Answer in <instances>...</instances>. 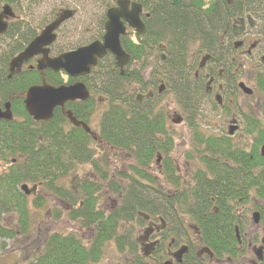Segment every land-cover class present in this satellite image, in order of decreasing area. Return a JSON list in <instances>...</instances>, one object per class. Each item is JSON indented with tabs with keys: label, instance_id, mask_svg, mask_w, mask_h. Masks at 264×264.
I'll return each instance as SVG.
<instances>
[{
	"label": "trees",
	"instance_id": "obj_1",
	"mask_svg": "<svg viewBox=\"0 0 264 264\" xmlns=\"http://www.w3.org/2000/svg\"><path fill=\"white\" fill-rule=\"evenodd\" d=\"M101 1L104 2V28L106 12L112 7L111 2L117 0ZM132 1L141 3L150 17L145 19L147 30L139 38V45L122 38L124 49L141 64V69L151 50L164 52L168 76L175 87L174 92L181 98L197 95L190 81V54L195 45L198 44L200 49L196 53L206 50L214 56L221 48V36L234 15L242 13L246 6H264V0H235L234 9L228 0H182L179 5H174V0ZM19 2L0 0V7L2 4L15 7ZM18 24L19 28H10L5 37L18 38V41L7 44L5 52L0 54V107L11 101L15 114L12 122L0 121V168H5L0 175V214L15 213L21 224V236H31L28 198L20 191V186L42 185L68 205V219L95 233L90 245L76 234L52 235L47 239L43 255L31 264H99L111 241H115L120 253L128 248L130 255L137 256V241L126 228L136 220L138 227L144 226L145 216L170 224L189 217L215 260L220 264L239 261L243 252L235 227L245 225L239 210L255 199L264 204V159L259 148H252L251 160L243 148L235 146L226 136H196V146L189 160L200 168L190 176V188L179 193L183 187L182 179L167 157L161 178L149 172L154 155L160 152L168 156L174 145L161 115L154 112V106L138 103L126 88L135 80L143 83L142 70L139 68L138 74L130 72L121 77L110 68L107 74L106 70H99L90 80L92 86H99L100 91L109 96L110 101L98 134L104 143L136 162L129 168L112 167L111 174V165L105 156L104 163L100 164L86 133L78 129L68 132V121L60 109L47 123L35 122L25 111L21 96L31 86L40 84L41 77L38 72L29 71L7 80L8 66L42 29L29 28L22 21ZM107 63V60L103 62V69ZM46 79L53 86L64 83L60 75L50 72ZM67 109L82 119L84 111L89 115L95 107L90 101L82 106L69 103ZM86 166L95 171L91 176H97L98 180L73 176V183H69L73 188L60 185L62 179L75 175L79 167ZM102 183L107 184V189L119 198L120 203L108 214L99 208L98 194L102 193H99ZM170 190H175V196L168 194ZM256 209L264 228V208L257 205ZM58 215L62 217V212L58 211ZM0 237L15 238V235L0 225ZM258 242L256 237L254 243ZM259 264H264V257Z\"/></svg>",
	"mask_w": 264,
	"mask_h": 264
},
{
	"label": "flooded vegetation",
	"instance_id": "obj_2",
	"mask_svg": "<svg viewBox=\"0 0 264 264\" xmlns=\"http://www.w3.org/2000/svg\"><path fill=\"white\" fill-rule=\"evenodd\" d=\"M130 1L132 3H138L142 5L139 2H134L132 0ZM175 1L176 0H174V2ZM234 1L235 0H228L230 4H233V9L235 8ZM179 4L174 3V5H179ZM116 5L117 3H115V6ZM115 6H112L111 8ZM261 9L262 11L259 12V10ZM107 12L105 15L106 20L104 23L103 31L99 33L97 37L94 36L90 41L80 44L75 48L64 50L63 52L59 51V49L58 52L56 50L54 52V48L56 49V43L58 41V32L60 31L63 25L60 28H58L56 30V35H57L56 40L48 47L49 57L56 58L61 54L67 52H74L79 48L88 46L97 41L103 43V37L105 35V24L107 22ZM75 14L76 12L73 11V16L71 17V19L74 18ZM149 17H150L149 12L143 7L142 20L145 26H146L145 19H148ZM11 19H15V15L13 17L8 16L4 19L3 22L7 25V29L4 33L0 34V37L2 36L6 37V34L10 29L9 21ZM126 28H127L126 34L121 36L120 38L122 47H123L122 38L128 39L135 46L139 45L140 42L139 38L143 37L146 32L143 35H138L135 30L130 29L127 25ZM41 33L42 30L38 33L36 37H38ZM14 39L15 38H13L12 40L8 39L9 40L8 44H12ZM198 47L199 45L196 44L195 47L191 50V54H190V57L192 58L190 62L192 67L190 81H192L194 92L197 94L194 96H199V99H203L204 102L211 101L212 103H214L215 106H217L222 111H225L227 114H229V124H227V136L226 135L224 136L230 138L234 144L235 143L237 144L235 140L236 136L237 137L239 136L238 137L239 139L250 138L249 142L245 141L244 144H241L245 147L243 149L247 152V154L251 157L250 159L252 160L253 157L250 155V152L253 147H258L260 156L261 158L264 159L261 153L262 147L264 145V123H263L264 120V61H263L264 6L260 8L253 6H246L242 13L237 12L236 15H234V17L231 19L230 24L227 26L226 30L221 36V48L217 51V53H215L214 56H212L206 50H202L200 53H196L197 50H200L198 49ZM124 51L130 56L129 62L124 67L122 68L119 67L115 57L112 54L108 53L105 57L99 59L97 66H95L89 74L81 77L69 76L65 71L62 70L59 72H54L50 69H46L43 72H39L38 62L42 58V55L34 56L28 61H23L21 65H19V67L11 70L10 67L11 62L14 58H16L19 54L22 53L20 52L10 60L8 66V72H7V80H12L17 76L18 77L22 76L29 71L32 72L36 71L39 73L41 77V83L33 86L42 85L44 80L46 84L53 86L47 82L46 79L47 72H50L54 75H60L64 79L63 84L53 87H60L62 85L71 86L76 83L85 84L87 91L89 93L88 99L68 101L67 103H65L64 108L57 107L54 110V113L57 109H60L62 115L68 121V123L66 124V129L68 130V132L70 133L71 130L78 129L86 133L92 142L91 145H97L99 147L98 149H100V158L98 159L100 164L104 163L103 160L104 156H105L104 159L107 160L108 164H110L111 162H114L111 158V153L113 152V156H115L118 153L120 154V152L114 149L113 147L107 145L106 143H104L99 137L98 134L99 129L98 131H96L91 125L92 117L97 111L96 102L94 99L96 93L94 92H100V93L103 92L100 91L99 86L97 87L92 86L90 80H92L93 76H95V74H97L99 70H106L105 72L107 74L110 71V68L112 72L119 73L121 77H124L127 73L130 72L132 74H138L139 68L141 69V64L138 61L133 60L131 54H129L125 49ZM159 53H163V54L158 56ZM151 56L156 57L158 61L163 63V69H164L163 73H160L158 71L160 75L157 77L154 76L155 82L153 83L145 80V78L143 77L144 75L141 74L143 78V83L140 82L138 83V81L135 80L131 83L129 82L128 85L126 86L127 90L130 89L129 92L132 93L131 95L134 96L136 101L140 104H144L145 100H151L153 103V99H154L153 97H158V98L161 97V94L166 88H171L174 91V89L172 88L173 84L168 76L169 67L166 64L167 58L164 52L156 53L154 52V50H151L148 56L146 57V60L144 61L143 69L141 70L147 71L149 69V67L151 66L149 63V58ZM105 60H107L108 63L106 64V69H103L104 66L103 62ZM101 66L102 68H100ZM261 69L263 71H261ZM151 84H153L154 89L153 92L148 93L147 97H145L144 94L141 95L136 94V92L138 93L139 91H144L145 89L150 88ZM242 85H244L247 89L251 90V94L244 91V89L241 87ZM26 93L23 96H21V98L23 99V104L25 101ZM252 98H256L257 101L256 110L254 112H252V108L251 109L245 108L249 105V103H251L249 100ZM102 100L105 103L104 104L105 109L108 107L106 110H104L105 113L109 109L110 101L108 99V96L107 98L102 97ZM90 101H92L95 109L93 113L89 115L88 112L84 111L82 119L81 116L80 118L79 117L77 118L72 110L67 109V104L69 103H76L77 105L82 106L83 104ZM240 101L243 102L245 106L242 105ZM8 103L11 105V112L13 114L12 121H14L15 114L13 113L12 110L11 101L3 103L0 109L5 111V106ZM24 108H25V104H24ZM184 110L189 112L187 108H184ZM68 111L72 113L73 117L77 122L83 123L87 127L89 132H87L86 129L83 128L82 126H76L67 117L66 113ZM154 112L156 114L158 113L160 114V112H157L155 110V106H154ZM54 113H53V117H54ZM104 113L102 114L100 121ZM178 117L181 116H179L177 113L174 114V117L172 118L171 121L173 125L178 126L184 124L183 117H181L182 118L181 123L179 124L174 123V120H176ZM161 118L162 120H164L166 130L169 132L170 137L173 138L172 139L173 145L175 146L172 130L167 128L166 119L163 116H161ZM52 119L50 121H52ZM0 121L11 122L7 120H0ZM100 121H99V127H100ZM41 122L47 123L45 121H41ZM41 122H37V123H41ZM231 130L233 131L232 134H230ZM243 131L247 135H245L244 133L240 135V133ZM221 137L223 136L221 135L217 138H221ZM236 144L235 146H237ZM238 147L240 146L238 145ZM171 151L169 155H171V153L174 151V148L173 151L172 152ZM160 154H161L160 152H157L156 154L157 157H160ZM169 155L168 156L165 155L164 160H166V157L169 160H171L169 158ZM13 163H15V160L13 161ZM1 169L2 168H0V170ZM3 170H5V168H3ZM1 174L2 172L0 171V175ZM182 191L183 190H181L179 193H182ZM175 194L176 192L170 194V196H175ZM29 197L30 196H28L27 198ZM179 221L180 223L176 222L170 224V223H165L162 219L155 221L153 218H150L149 216H145L144 227L146 226V229L144 230L143 234L137 239V249L139 250L138 254L137 256L131 255V260L130 262L128 261L127 264H220V261L215 260L212 253L204 246L195 222L192 221L194 225L190 224L189 226H187L186 218H182ZM260 222H261V217H260ZM179 224L181 225L179 226ZM244 226L246 225H243L242 228H239V226L235 227V235L238 240L236 234V229H238V233L240 237L238 242L240 244V249L243 252L242 255L240 256L241 260L245 259L246 250L252 249L251 245L254 242V239L252 241H247L246 237L243 236L244 229L246 228ZM7 239L13 240L15 238H7ZM262 241L259 248L252 249L256 261H258L259 263L263 261V257H264V250L262 252V260H259L257 256L258 249L262 248L263 245ZM184 247L188 249L187 252L184 253L181 258H177L179 251ZM42 255L43 254H41L37 258H40ZM36 259L34 261H36ZM34 261H31L29 264L33 263Z\"/></svg>",
	"mask_w": 264,
	"mask_h": 264
},
{
	"label": "rangeland",
	"instance_id": "obj_3",
	"mask_svg": "<svg viewBox=\"0 0 264 264\" xmlns=\"http://www.w3.org/2000/svg\"><path fill=\"white\" fill-rule=\"evenodd\" d=\"M111 3V6H115V2ZM5 5L7 4L1 5L0 13ZM103 6L104 2L101 0H20L19 4L15 7L11 6L15 13V19H11L9 25L10 28L17 29L19 28L18 23L22 21L27 24L29 28L41 30L55 19L60 10L62 12L64 10L73 11L74 9L76 12L74 18L64 22V25L58 32V41L56 43V49L54 48V52L55 50L58 52V49L59 51L69 50L90 41L94 36L97 37L98 34L103 31L102 21L105 14ZM22 32L21 30L20 33ZM20 36L22 35L20 34ZM14 41H18V38H15ZM8 43L9 40L7 38L4 36L0 37V54L5 52ZM162 54L163 53H159L158 56ZM149 63L151 66L147 71L143 70L142 75H144L143 77L145 80L153 83L155 82L154 76L157 77L160 75L158 71L163 73V63L158 61L154 56L149 58ZM261 71L263 70L261 69ZM172 88L175 90L174 86H172ZM153 89V84H151L150 88L139 91L138 93L136 92V94H144L145 97H147L148 93L153 92ZM94 93H96L94 99L97 111L92 117L91 125L94 130L98 131L100 118L104 110L108 108L105 109V103L102 97L107 98L108 95L100 92ZM178 97L176 92L171 88H166L161 94V97H153V103L151 100H145L144 104L155 106V110L160 112L161 116L166 119L167 128L172 130L175 146L169 158L176 166L178 170L177 173L182 179V190L186 191L192 184L190 176L193 175L195 170L200 168L189 160L194 150L193 147L196 146V136L206 138L213 136L219 137L221 135L227 136L229 114L215 106L211 101L204 102L203 99H199V96L186 98ZM249 101L251 103L245 108H252V112H254L257 105L256 98H252ZM241 103L245 106L243 102ZM186 107L190 108L194 113L185 111L184 108ZM176 113L184 118L183 125L176 126L171 123ZM243 133L247 135L244 131L241 132L240 135ZM238 137H235L237 142V144H235L237 146L239 145L240 148H245L241 144H244L245 141L249 142L250 138L239 139ZM98 148L97 145H92L96 157L100 158V149ZM156 154L149 172L153 176L160 177L164 172L165 154L161 153L160 157H157ZM111 158L114 161L110 163L111 170L109 172L111 174H113L114 171L112 167L121 169L129 168L131 163L136 164L134 159L127 157V155L123 153H118L113 156L112 152ZM195 163L198 165V162ZM77 170L75 175L62 179L60 185L68 189L73 188L69 184L70 182L73 183V176H76V178L80 176V178L98 180L97 176H91L95 171L90 166L83 168L79 167ZM0 171L3 173V168ZM28 185L30 188L33 187L31 184ZM106 185L103 184V188L99 192L101 193L102 191V193L98 195L100 196L99 208L108 214L110 210L116 209L120 203L118 201L119 198L113 195L107 189ZM160 186L162 185L160 184ZM37 187V191L28 198L27 202L29 208L28 223L30 225L31 236L27 238L21 236V224L15 213L8 215L0 214V225H2L9 234L13 233L15 235V239L13 240H3L0 237V264H29L43 254L47 239L55 234L63 236L76 234L88 245L94 241L95 233L93 231L82 229L79 222L71 221L67 218L68 205L63 200H60L51 193L47 187H43L42 185ZM171 192L175 193V190H170L168 194H172ZM257 205H262L264 208V204L255 199L251 204L239 210V215L241 219L245 221L244 224L246 225L244 226L246 227L244 229V235H242L246 237L247 241L255 240L256 237L259 239L258 243H252V249L259 248L264 238V228L262 224H255L253 219V214L259 213L256 209ZM58 211L62 212V217L61 215L57 216ZM184 218H186L187 226L190 224L194 225L191 218ZM126 229L132 232L137 241L143 234L146 226L138 227V222L136 220L132 226L130 225ZM127 230H125V232ZM114 242L115 241H111L106 245L99 264H127L128 261L130 262L131 255L129 249L126 248L124 252L120 253ZM252 249L246 250L245 259L241 260L240 258L235 264H259V262L256 261Z\"/></svg>",
	"mask_w": 264,
	"mask_h": 264
},
{
	"label": "water",
	"instance_id": "obj_4",
	"mask_svg": "<svg viewBox=\"0 0 264 264\" xmlns=\"http://www.w3.org/2000/svg\"><path fill=\"white\" fill-rule=\"evenodd\" d=\"M180 2L181 0H176L174 3L179 4ZM142 15V5L132 3L130 0H117V5L110 8L107 12L103 43L97 41L88 46L79 48L74 52H67L56 58H50L48 47L57 38L56 30L73 16L71 10H64L58 15L54 22L44 28L42 33L36 37L21 54L12 60L10 64L11 70L19 67L23 61H28L34 56L42 55V58L38 62L39 72H43L46 69H50L54 72L62 70L69 76L81 77L89 74L91 70L97 66L99 59H102L108 53L115 57L118 66L122 68L129 62L130 56L124 51L120 38L126 34V25L130 29L135 30L138 35H143L146 32V26L143 23ZM8 16L13 17L14 13L9 6H6L0 15V34L4 33L7 29V25L3 21ZM241 87L244 91L251 94V90L247 89L244 85ZM88 97L89 93L83 83H76L71 86L62 85L60 87H53L46 84L44 80L42 85L33 86L27 91L24 104L27 113L35 121L48 122L53 118L54 110L57 107L64 108L65 103L68 101L86 100ZM66 115L76 126H82L89 132L83 123L75 120L70 111H68ZM0 120H13L11 105L9 103L5 106V111L0 109ZM181 122V117L174 120V123L177 124ZM232 133L233 131L231 130L230 134ZM261 153L264 157V145ZM21 190L24 191L26 195H30L32 192L36 191V187L29 190L27 186H23ZM253 219L255 224H259L260 214L255 213ZM236 234L239 240L238 229H236ZM262 244V248L258 249V254L256 253L259 260H262L264 240ZM187 250L186 247L182 248L177 258H181Z\"/></svg>",
	"mask_w": 264,
	"mask_h": 264
}]
</instances>
